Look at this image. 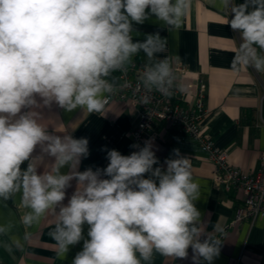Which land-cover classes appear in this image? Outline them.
<instances>
[{"label":"clouds","instance_id":"9594fccd","mask_svg":"<svg viewBox=\"0 0 264 264\" xmlns=\"http://www.w3.org/2000/svg\"><path fill=\"white\" fill-rule=\"evenodd\" d=\"M190 4L191 0H0V198L7 200L22 189V205L31 209L21 220L26 227L59 206L58 222L49 233L58 255L78 243L82 226L89 225L90 239L73 264H143L154 254L184 259L189 248L194 264H200L201 257L212 264L219 255L218 239L200 240V213L193 203L200 195L199 184L187 159L166 161V171L153 168L158 160L147 142L130 155L108 151L103 170L61 175L62 166L75 168L88 155L87 139L53 138L35 113L21 114L37 105L36 97L45 105L55 101L67 111L81 107L103 113L108 103L103 94L114 88L107 78L126 71L139 50L151 58L166 46L159 34L133 43V22L142 24L151 14L178 30ZM231 13L226 22L243 40L233 69L243 65L264 71V55L257 51L264 50V0H245ZM170 72L169 62L162 61L145 72L144 82L160 91ZM42 142H50L46 151L56 158L51 172L38 175L31 162L22 172L21 164ZM73 178L80 188L64 206L65 189ZM7 231L8 226L0 224V235Z\"/></svg>","mask_w":264,"mask_h":264},{"label":"crops","instance_id":"0c3cea01","mask_svg":"<svg viewBox=\"0 0 264 264\" xmlns=\"http://www.w3.org/2000/svg\"><path fill=\"white\" fill-rule=\"evenodd\" d=\"M243 3L245 0H191L178 30L151 14L142 24L133 22L130 33L133 43H144L149 35L159 34L166 46L151 58L141 49L131 57L130 63L152 68L167 59L179 62L187 68L184 75L177 77L181 88L194 78H201L206 86L204 131L211 135L216 147L228 152L230 164L255 170L259 154L264 151V71L243 65L233 69V60L243 40L241 33L232 30L226 22L232 18L231 8ZM252 10L250 5L248 11ZM257 51L264 55V50L257 48ZM107 79L115 82V72ZM36 100V106L22 109L21 114L35 113L37 122L53 138L63 140L70 136L88 141V155L81 157L75 168L70 164L62 166L61 175L74 176L76 172L88 170L83 166L84 160L94 166L93 172L103 170L109 163L107 153L111 150L122 155L132 153L131 131L138 122V115L129 102L112 101L105 105L103 113H89L81 107L67 111L55 101L45 105L43 98L36 97ZM147 142H151L158 160L153 168L166 171V161L173 159L190 162L192 177L199 184L200 195L193 203L200 213L197 223L200 240L214 237L219 241L220 252L212 264H264V215L253 224L242 221L230 226L236 207L242 201V192L233 186L226 189L212 182L213 162L196 143L159 128ZM49 143L42 142L35 147L30 159L21 164L22 172L30 162L34 163L38 175L51 172L56 158L46 151ZM149 177L150 173H146L145 178ZM79 188L75 178L70 180L62 205L66 206ZM21 201L22 189L7 200L0 198V224L8 226L6 234L0 235V264H73L84 241L90 239L89 225L82 226V239L78 243L69 245L63 255H58L56 241L49 233L58 222L59 206L26 227L21 220L31 209L24 207ZM143 264H194L193 251L189 248L184 259L154 254L150 262ZM200 264L208 262L201 257Z\"/></svg>","mask_w":264,"mask_h":264},{"label":"built area","instance_id":"2783aa9c","mask_svg":"<svg viewBox=\"0 0 264 264\" xmlns=\"http://www.w3.org/2000/svg\"><path fill=\"white\" fill-rule=\"evenodd\" d=\"M167 61L171 72L160 91L144 82V74L150 67L132 62L126 71L115 72L116 80L111 82L113 92L103 94L108 97L107 104L112 101L129 102L137 112L138 122L131 131V152L140 151L147 138L157 134L158 128L183 134L213 162L211 178L215 185L241 190L242 201L236 207L230 226L242 221L253 224L264 215V151L259 154L255 170H244L230 164L228 152L216 147L211 135L202 127L207 113L204 81L196 77L181 88L177 77L187 72L186 66ZM143 99L148 103H142Z\"/></svg>","mask_w":264,"mask_h":264},{"label":"trees","instance_id":"16d2710c","mask_svg":"<svg viewBox=\"0 0 264 264\" xmlns=\"http://www.w3.org/2000/svg\"><path fill=\"white\" fill-rule=\"evenodd\" d=\"M171 132H176L179 135H183V134L178 133L175 130H171ZM83 166H85L86 168H90V169H93L94 168V166L90 162H88L87 160H84Z\"/></svg>","mask_w":264,"mask_h":264}]
</instances>
